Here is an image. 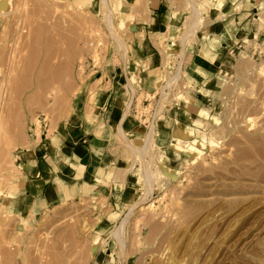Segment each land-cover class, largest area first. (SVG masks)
I'll return each instance as SVG.
<instances>
[{
    "label": "rangeland",
    "instance_id": "rangeland-1",
    "mask_svg": "<svg viewBox=\"0 0 264 264\" xmlns=\"http://www.w3.org/2000/svg\"><path fill=\"white\" fill-rule=\"evenodd\" d=\"M167 3L174 8V20L156 41L162 60L157 89L137 95L133 75L131 85L138 117L148 124L173 108L199 106L190 119L192 139L176 141L183 148L194 144L195 149L156 162L162 176L156 173L152 190L139 207L125 219L126 205L119 215L111 216L110 224H103L109 206L101 198L67 201L25 219L6 210L7 196L18 172V156L24 151L19 141L32 139L39 130L40 136L52 132L71 112L87 83L107 68L128 62L134 24H127L109 1L111 28L101 20V0H3L1 9L10 11L0 16V120L2 135L9 139L7 144L0 142V150L10 154L4 158L6 153L0 151V264H264V37L240 42L230 64L217 73L211 98L197 103L184 66L189 57L186 49L197 41L207 8L203 3L196 27L191 26L186 0ZM77 17L86 22L78 23ZM116 43L126 48L124 55ZM68 57L74 61L65 75ZM178 66L182 73L165 86ZM42 68L47 74L62 73L54 82L44 79L52 83L49 89L41 90L33 79ZM23 75L31 79L29 84L25 85ZM201 109L207 114L198 120ZM24 133L25 140L20 137ZM152 149L159 152L155 146ZM138 180L141 195L146 186L139 171ZM120 226V233L116 232ZM96 245L100 248L94 251Z\"/></svg>",
    "mask_w": 264,
    "mask_h": 264
},
{
    "label": "crops",
    "instance_id": "crops-1",
    "mask_svg": "<svg viewBox=\"0 0 264 264\" xmlns=\"http://www.w3.org/2000/svg\"><path fill=\"white\" fill-rule=\"evenodd\" d=\"M108 1L127 24H134L129 60L87 83L68 116L18 156V172L6 204L13 215L30 219L67 201L101 198L109 206L103 224H110L111 216L119 215L141 191L138 163L133 162L137 155L127 142L141 145L152 127L155 148L165 150L169 160L175 155L173 143L192 139L190 119L199 106L173 108L149 124L137 111L138 92L153 94L157 89L162 60L156 41L173 22L174 8L167 0H147L142 6L137 0ZM204 3L205 23L197 41L186 49L189 57L184 66L197 103L211 98L217 73L230 64L240 42L264 37V0Z\"/></svg>",
    "mask_w": 264,
    "mask_h": 264
},
{
    "label": "bare ground",
    "instance_id": "bare-ground-1",
    "mask_svg": "<svg viewBox=\"0 0 264 264\" xmlns=\"http://www.w3.org/2000/svg\"><path fill=\"white\" fill-rule=\"evenodd\" d=\"M107 1L108 0H101V2H103V4H104V6H102V8L101 7H99V8H101V14H102V17H101V20H102V22L105 24V25H107L109 28H111V26H112V24H110L111 23V19H112V16H113V13H112V11L110 10V8H109V6H108V4H107ZM187 1V5H188V8H191V13H192V22H191V26H196L197 27V25L199 24V21L201 20V13H200V11H201V6H202V4L204 3V0H186ZM211 1V0H210ZM90 2V1H89ZM2 4H3V0H0V16H2V15H4V14H6V13H8L10 10H2L1 9V7H2ZM88 5H90V3H87ZM87 4H86V6H87ZM94 4V3H93ZM79 5V4H78ZM83 6H84V4H83ZM79 8H81V7H79ZM78 8V9H79ZM26 14V13H25ZM31 15V14H30ZM79 15H81V14H79ZM78 15V16H79ZM85 15V14H84ZM86 17V16H85ZM3 18V17H2ZM81 19H83L84 17L82 16V17H80ZM80 18H79V20H78V17L76 18L77 19V21H78V23H79V21H80ZM87 18V17H86ZM190 18V17H189ZM8 19V18H7ZM86 20V19H85ZM80 21V22H82V24H84V22H86V21ZM92 20V19H91ZM189 20V19H188ZM15 21V20H14ZM20 21V20H19ZM26 21V20H25ZM93 21V20H92ZM3 22V21H2ZM5 22L7 23V20H5ZM11 22V21H10ZM17 22V21H16ZM22 22H23V20H22ZM88 22V21H87ZM19 23H21V22H19ZM28 23V22H27ZM187 23H188V21H187ZM205 23V22H204ZM89 24V23H88ZM185 24V23H184ZM39 25V24H38ZM14 26H16L15 24H14ZM191 26H189V27H191ZM19 27L21 28L22 27V24H20L19 25ZM107 27V28H108ZM187 28V30L188 29H190V28ZM7 28V27H6ZM5 28V29H6ZM22 28H24V26L22 27ZM37 28V27H36ZM113 28V27H112ZM172 28V27H171ZM28 29V28H27ZM194 29V28H193ZM4 30V28L2 29V31ZM17 30V29H16ZM16 30H15V32H16ZM19 30V29H18ZM34 30V29H33ZM91 30V29H90ZM195 30H196V28H195ZM112 31V30H111ZM21 32V31H20ZM95 32V31H94ZM93 32V33H94ZM168 32V31H167ZM191 31H189V33H190ZM37 33V32H36ZM112 33H113V36L115 37V39L114 40H118V36H116L115 35V33L112 31ZM183 33V32H182ZM186 33H188L187 31H186ZM186 33H184L183 34V36H185L186 35ZM18 36H20V34H18ZM27 36V35H26ZM163 36H165L166 37V35L164 34ZM76 37V36H75ZM74 37V38H75ZM185 37H188V36H185ZM46 38V37H45ZM182 38V37H181ZM2 39V38H1ZM36 39V38H35ZM78 39V38H77ZM185 39V38H184ZM46 40V39H45ZM70 40V39H69ZM73 40V39H72ZM40 41V40H39ZM38 41V42H39ZM47 41H50V40H48L47 39ZM47 41H45V43L47 42ZM41 42V41H40ZM120 42V41H119ZM184 42V41H183ZM44 43V44H45ZM77 43V42H76ZM92 43V42H91ZM181 43H182V40H181ZM40 44V43H39ZM38 44V45H39ZM50 44V43H49ZM63 44H64V41H63ZM71 44V43H70ZM89 44H90V42H89ZM93 44V43H92ZM116 44H118V46L117 47H119V49H118V51L119 52H121V53H123L122 55H124L125 54V50H126V48H123L121 45H119V43H116ZM157 44V43H156ZM25 45V44H24ZM46 45H48L47 43H46ZM159 45V44H158ZM183 45V44H182ZM11 46V45H10ZM15 47V46H14ZM39 47V46H38ZM45 47V46H44ZM47 47V46H46ZM77 47V46H76ZM90 47V46H89ZM91 47L93 48V46L91 45ZM90 47V48H91ZM10 48V47H9ZM49 48V47H48ZM94 48H95V45H94ZM25 49V48H24ZM39 49V48H38ZM47 49V48H46ZM35 50V49H34ZM34 50H32V51H34ZM40 51H41V49H39ZM68 50V49H67ZM78 50V49H77ZM165 50V49H164ZM23 51V50H22ZM161 51V50H160ZM8 52V51H7ZM68 52V51H67ZM41 53V52H40ZM62 53V52H61ZM94 53H96V52H94ZM34 54V53H33ZM33 54H31V56H34ZM36 54V53H35ZM49 54V53H48ZM73 54V53H72ZM52 55V54H51ZM57 55V54H56ZM55 55V56H56ZM70 53H69V57H70ZM94 55V54H93ZM183 55V54H182ZM8 56V55H7ZM54 56V55H53ZM69 57H68V60H69V62L68 63H66V65L64 66L65 67V72H64V74L66 75V71H67V69H70L71 68V63H72V61H74V60H71L72 58H70L69 59ZM54 58V57H53ZM6 59V58H5ZM30 59V58H29ZM39 59V58H38ZM55 59V58H54ZM74 59V58H73ZM6 60H8V58L6 59ZM18 60V59H17ZM31 60V59H30ZM33 60V59H32ZM164 60V59H163ZM47 61V60H46ZM97 61V60H96ZM126 61V60H125ZM13 62V61H12ZM48 62V61H47ZM5 63V62H4ZM28 63H29V61H28ZM31 63V62H30ZM29 63V64H30ZM32 63H35V62H32ZM36 63H37V61H36ZM43 63V62H42ZM41 64V63H40ZM65 64V63H64ZM78 64V63H77ZM5 65H6V63H5ZM13 65V64H12ZM44 64H42V66L41 67H44L43 66ZM61 65V64H60ZM224 65V64H223ZM227 65V64H226ZM1 66V65H0ZM29 66V71L31 72V71H33V70H30V68H34V67H32L31 65H28ZM27 66V67H28ZM31 66V67H30ZM40 66V65H39ZM13 67V66H12ZM47 67V66H46ZM61 67V66H60ZM63 67V68H64ZM167 68H168V65L166 66ZM8 68V67H7ZM48 68H51L52 69V67H49V65H48ZM47 68V69H48ZM54 68V67H53ZM13 69H14V67H13ZM38 69H39V67H38ZM51 69H49V70H51ZM56 69H58L59 70V68H56ZM61 70H62V68H60ZM169 69V68H168ZM167 71V70H166ZM169 71V70H168ZM177 72L176 73H174L170 78H168L167 79V81H166V84H165V86H167L168 84H170L172 81H174L175 79H176V77L177 76H179L181 73H182V71H181V68H179V66H178V68H177V70H176ZM49 72V71H48ZM47 72V73H48ZM51 73H49V74H47L46 72H45V69H40V70H38V72L35 74V76L33 77V79L35 80V82L36 81H38V87H39V85L40 86H42L40 89L42 90V88H47V89H49L48 88V85H51L52 83H50V82H47V81H44V79L45 78H47V79H49V80H53V82L55 81V79L57 78V76L59 75L58 74V72L59 73H61L60 71H56L55 70V73L54 72H52V71H50ZM67 73H69L68 71H67ZM71 73H73V72H71ZM19 74H21V73H19ZM30 74H32V73H30ZM62 74V73H61ZM63 74V75H64ZM167 75V74H166ZM24 76V75H23ZM22 76V77H23ZM62 76V75H61ZM65 77V76H64ZM16 78V77H15ZM29 78V77H28ZM26 76H24V78H23V80H25V85L26 84H29V79H28ZM43 78V79H42ZM58 78H59V76H58ZM57 78V79H58ZM73 78V77H72ZM4 79V78H3ZM9 79V78H8ZM12 80V79H11ZM21 80V79H20ZM19 80V81H20ZM31 80V79H30ZM46 80V79H45ZM48 80V81H49ZM69 80V79H68ZM80 80V79H79ZM1 81V80H0ZM8 81V80H7ZM57 81H59V80H56V82ZM61 81V80H60ZM71 81V80H70ZM2 82H3V80H2ZM22 82V81H21ZM52 82V81H51ZM72 82V81H71ZM75 82V81H74ZM19 83V82H18ZM18 83H16V84H18ZM33 82L31 81V83L30 84H32ZM49 83V84H48ZM58 83V82H57ZM56 83V84H57ZM173 83V82H172ZM8 83H6V85H7ZM12 84V83H11ZM134 84V83H133ZM14 85V84H13ZM23 85V84H22ZM36 85V86H37ZM58 85H59V83H58ZM70 86V83H68L67 85H66V87L67 86ZM136 85V84H135ZM1 86H2V83H1ZM17 86V85H16ZM30 86V85H29ZM32 86V85H31ZM61 86V85H60ZM133 85H131V87H132ZM18 88H17V90L18 89H20L19 88V85L17 86ZM23 87H25L26 88V86H23ZM53 87V86H52ZM56 87H57V85H56ZM134 87V86H133ZM188 88L189 87V85H186L185 84V86H184V88ZM2 88V87H1ZM37 88V87H36ZM70 88V87H69ZM38 89V88H37ZM55 89V88H54ZM67 89V88H66ZM16 90V89H15ZM44 90V89H43ZM63 90V89H62ZM61 90V91H62ZM67 90H69V89H67ZM0 91H1V89H0ZM19 91H21V94L23 93V91H22V89H20ZM36 91V90H35ZM42 92V91H41ZM188 92V91H187ZM4 93V92H3ZM19 93V92H18ZM36 93H37V91H36ZM63 93H64V91H63ZM46 95H47V93H45ZM66 94V93H65ZM65 94H63V96L65 95ZM179 94V93H178ZM34 95V94H33ZM36 95V94H35ZM183 94H179V96H182ZM184 95H186V94H184ZM184 95H183V97H184ZM1 96H3V95H1ZM19 96H20V93H19ZM41 96V95H40ZM61 96H62V94H61ZM11 97V96H10ZM9 97V98H10ZM31 97V96H30ZM1 98V97H0ZM29 98V97H28ZM34 98H37V97H34ZM39 98V97H38ZM61 98H63V97H61ZM18 99H19V97H18ZM32 99H33V96H32ZM31 100V99H30ZM19 101V100H18ZM29 101V100H28ZM7 102V101H6ZM20 102V101H19ZM27 102V101H26ZM31 102V101H30ZM33 102V101H32ZM38 102H39V100H38ZM28 104V103H27ZM30 104V103H29ZM32 104V103H31ZM36 104V103H35ZM45 104V103H44ZM47 104V103H46ZM45 104V105H46ZM30 106V105H29ZM33 106V105H32ZM41 107V106H40ZM36 108V107H35ZM1 110V109H0ZM88 110V109H87ZM205 109H201V111L199 112V115H198V120H200V119H202V117H205L206 116V114H207V112L206 111H204ZM30 113H32L31 111H29ZM22 114V113H21ZM23 116V115H22ZM3 117V116H2ZM34 118V117H33ZM34 123H35V125H37V124H39V121L37 120V118H35L34 120ZM24 123V122H23ZM22 124V123H21ZM41 125V124H40ZM22 126H23V124H22ZM38 127V126H37ZM23 128V127H22ZM40 128V127H39ZM151 128V130L149 131V133L147 134V136H146V138H145V140L143 141V143L140 145V146H134V145H130L131 147V150L134 152V157H136L135 155H137V157H136V159L133 161V162H137L138 163V171H139V173H140V176H142V179L144 180V182H145V190L144 191H142L143 193L141 194V195H139V197H138V199L136 200V201H134V202H131V203H128L127 205H129V210H127L128 211V213L126 214V217H125V219H127L128 218V216L131 214V211H132V209H135L138 205H140L142 202H143V200L146 198L145 196L147 195V193L149 192V190H150V188H152V186H153V182H155V178H156V173H158V174H162L160 171H159V169H158V167H157V164H156V162H158V161H161L162 162V158H164L165 156H167L168 155V153H166L165 152V150H163V149H161V148H159V152H156V151H153V146H154V141L152 140V127H150ZM2 129H3V125H2V123H1V120H0V132H1V134H0V142L3 140L6 144L8 143V135L7 136H5V138L7 139H5L4 138V135H2ZM5 130V129H4ZM37 130V129H36ZM17 132V131H16ZM38 132V133H37ZM36 132V136L35 137H33L32 139H29V140H27V141H23V140H21L22 139V137H24L23 139L25 140V137H26V135H25V133H24V135L25 136H20L21 137V139L19 138V140H21V141H19V142H23V145H22V147L24 148L23 150H26V149H29V148H31V147H33L35 144H37V142L40 140V130L39 131H37ZM7 133V132H6ZM6 133L4 132V134L6 135ZM22 133V132H21ZM19 134H20V132H19ZM23 134V133H22ZM17 138V137H16ZM185 142V141H184ZM195 142V144H200V142L198 141V140H195L194 141ZM20 144V143H19ZM4 145V144H3ZM186 146H188V147H185V148H183L180 144H176V143H173L172 145H171V148L173 149V153H176V152H180V151H187V150H191L192 151V149H195L194 147V144H187ZM4 148H6V146H3ZM3 148V149H4ZM169 149V148H168ZM7 149H5L4 151L3 150H0V151H2V152H4V153H6V154H3L4 155V158L6 157V156H9L8 154H10L9 152H7L6 151ZM6 151V152H5ZM136 153V154H135ZM6 155V156H5ZM175 155H178V154H175ZM1 156V155H0ZM11 156V155H10ZM172 156H173V154H172ZM134 159V158H133ZM131 164H133V163H131ZM127 172V171H126ZM159 175V176H160ZM162 176V175H161ZM152 190V189H151ZM150 190V191H151ZM139 207V206H138ZM57 213V212H56ZM58 213H59V211H58ZM53 214H55L54 212H53ZM30 216V215H29ZM29 218V217H28ZM53 219V218H52ZM122 227H123V224L121 225ZM121 226L120 227H118V228H116V229H114V230H116V232H119L120 233V231H121ZM114 230H113V232H114ZM76 231V230H75ZM73 233V232H72ZM104 239V238H103ZM105 243H107V242H105ZM92 244H94V243H92ZM98 248H100V246L98 247V245H96V246H93L92 247V249L95 251V250H97ZM87 256V255H86ZM59 264V263H58ZM61 264V263H60Z\"/></svg>",
    "mask_w": 264,
    "mask_h": 264
}]
</instances>
